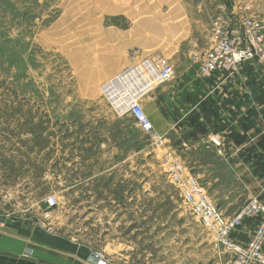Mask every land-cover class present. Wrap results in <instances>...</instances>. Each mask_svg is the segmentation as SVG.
Here are the masks:
<instances>
[{
  "label": "rangeland",
  "instance_id": "obj_1",
  "mask_svg": "<svg viewBox=\"0 0 264 264\" xmlns=\"http://www.w3.org/2000/svg\"><path fill=\"white\" fill-rule=\"evenodd\" d=\"M214 51L222 68L202 72ZM145 56L172 64L164 85L190 63L198 75L230 78V91L242 97L230 129L246 125V147L264 135V0H0V226L70 244L81 264L96 252L109 264L237 258L229 244L244 247L261 218L243 219L223 240L183 191L197 190L194 178L231 218L254 197L264 206V171L257 184L249 176L257 170L246 169L243 186L240 170L223 167L214 152L173 147L177 128H194L186 118L171 120L165 135L153 126L161 84L139 99L151 134L117 111L104 85ZM216 94L208 96L214 105ZM196 134L218 140L209 130ZM208 172L227 181L218 199L204 184ZM244 262L264 264L250 255Z\"/></svg>",
  "mask_w": 264,
  "mask_h": 264
},
{
  "label": "crops",
  "instance_id": "obj_2",
  "mask_svg": "<svg viewBox=\"0 0 264 264\" xmlns=\"http://www.w3.org/2000/svg\"><path fill=\"white\" fill-rule=\"evenodd\" d=\"M176 73L172 82L166 85L161 84L157 88L160 103L157 102L159 104L156 107L154 116L156 115L158 124L153 126L165 135L171 120L194 118L196 122L204 125L207 130L212 131L213 134L216 133L215 137L221 140V144L216 145L213 143L211 139L213 137H209L206 141L204 138L195 140L194 137L197 134L195 133V136L190 135L193 129H188L182 133L177 128V132L171 138V145L181 147V151L194 147L199 149L198 152L201 150L203 152L207 150L214 152L215 160L220 161L223 167L227 166L231 169L238 168L240 170L236 173V178L240 180L243 177L242 185L244 186L247 177L245 174L246 169H253L254 161L244 162L240 160L238 157L240 152L246 149V143L236 145L230 142L227 135L232 130L240 131L239 129H230L234 118L236 119L239 115L238 109L242 99L240 93L230 91V78L223 75L210 77L198 75L192 63ZM214 91L217 94L222 92V97H219L220 101L216 105L208 98L210 93H214ZM146 107L143 108L145 113H147ZM161 120L162 122H159ZM190 127L193 128V125H190ZM225 131L226 133H224ZM232 149L236 153L232 158L233 161L230 162L228 158H231L229 152ZM237 152H239V155ZM242 168L245 169L241 170ZM256 170L255 175L249 173V176L252 177L253 182L260 184L263 182V172L258 175L259 168ZM206 180L203 182L207 185L209 195L213 199H218L216 193H222L227 185L224 175L208 172ZM220 198L225 199L227 196L222 194ZM2 225L0 226V264H81L76 248L70 244L67 246L63 243L60 244L58 241L50 239L44 232L25 231L26 227H22V225L12 226L9 222ZM245 235L246 233H244Z\"/></svg>",
  "mask_w": 264,
  "mask_h": 264
},
{
  "label": "built area",
  "instance_id": "obj_3",
  "mask_svg": "<svg viewBox=\"0 0 264 264\" xmlns=\"http://www.w3.org/2000/svg\"><path fill=\"white\" fill-rule=\"evenodd\" d=\"M216 59L217 51L209 53L203 59L202 64L200 63L201 71L211 73V71L217 68H222L220 63L216 62ZM173 73V66L167 59L145 56L119 71L104 85L102 94L111 101L117 111L130 112V116L135 123L145 132L151 134L153 129L150 119L140 105L141 101L139 99L147 95L156 86L169 80L173 76ZM133 76L138 77L139 80L132 79L131 77ZM212 141L216 145L221 144V140L212 139ZM191 182L197 186V190L190 192L185 189L183 191L185 201L190 205L193 212L201 216L206 226L217 230L218 237L223 240H225L224 236L232 228L241 225L243 219L247 217L261 218L253 229L252 237L244 247L229 244L235 250L237 258L223 264H245V255H250V258H253L255 261L263 262L264 259L260 254V247L264 241V206L257 198L250 199L234 217L225 218L219 209L209 200L210 198L206 191L198 186L196 180L192 178ZM46 201L49 204H55L57 199L54 195H49L46 197ZM90 261L91 264H109L105 254L102 252L92 254Z\"/></svg>",
  "mask_w": 264,
  "mask_h": 264
},
{
  "label": "trees",
  "instance_id": "obj_4",
  "mask_svg": "<svg viewBox=\"0 0 264 264\" xmlns=\"http://www.w3.org/2000/svg\"><path fill=\"white\" fill-rule=\"evenodd\" d=\"M189 124L193 125V131L190 133L191 136H195V133L205 134L207 132L206 127L196 122L194 118L188 119ZM240 131H230L228 135V139L232 141L234 144H243L247 143V127L246 125H240ZM261 150L258 151L257 149ZM264 135H259L256 142L248 145L246 149L240 153L244 161L254 160V168L253 171L259 168V170L264 171V159H262V155L264 154Z\"/></svg>",
  "mask_w": 264,
  "mask_h": 264
},
{
  "label": "bare ground",
  "instance_id": "obj_5",
  "mask_svg": "<svg viewBox=\"0 0 264 264\" xmlns=\"http://www.w3.org/2000/svg\"><path fill=\"white\" fill-rule=\"evenodd\" d=\"M132 79H134V80H139V78L138 77H136V76H133V77H131ZM123 79H125V78H123Z\"/></svg>",
  "mask_w": 264,
  "mask_h": 264
},
{
  "label": "water",
  "instance_id": "obj_6",
  "mask_svg": "<svg viewBox=\"0 0 264 264\" xmlns=\"http://www.w3.org/2000/svg\"><path fill=\"white\" fill-rule=\"evenodd\" d=\"M8 254H11V253H8Z\"/></svg>",
  "mask_w": 264,
  "mask_h": 264
}]
</instances>
